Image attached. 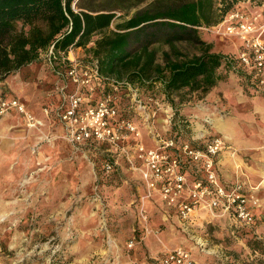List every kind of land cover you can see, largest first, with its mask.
<instances>
[{"label":"rangeland","instance_id":"obj_1","mask_svg":"<svg viewBox=\"0 0 264 264\" xmlns=\"http://www.w3.org/2000/svg\"><path fill=\"white\" fill-rule=\"evenodd\" d=\"M77 1L79 0L74 4L75 10H79L76 7ZM89 1L92 3L89 4ZM198 1L200 0H86L82 3L95 10L114 9L116 19L112 29H115L117 24L132 17L139 10L148 9L153 14L168 12L169 9L181 4ZM214 1L216 5L219 2V0ZM241 1V8L246 12L254 15L262 14L260 22L264 23V0ZM153 29L150 32L156 34V39L151 44L146 43L143 46L149 45V48L157 51L160 63L165 62L166 53H170L174 58L177 57V53L172 49L173 45L179 56L192 57L200 54L199 46L187 39L188 37L174 39V33L169 28ZM211 29L202 28L201 36L213 46V51L229 56L240 54L243 49L242 40L237 37L217 35ZM133 48L136 49L135 46ZM73 51L79 52L75 57L81 63L83 72L91 73L95 60L87 57L86 51L82 48ZM42 59L45 62L31 65L7 78L5 85L4 83L0 85V95L6 93L8 99H18L26 112L43 127L45 123L43 124L41 118L36 116L43 111L42 105L49 109L53 108L54 101L57 103L58 88L62 87L64 82L50 67L49 55L43 54ZM87 66L90 68L87 69ZM125 79L119 80L114 77L107 84L105 81L92 78L91 86L83 88L82 93L88 98L96 97L95 102H97L107 94L106 91L99 89L107 85L110 88L108 93L114 95L122 117L132 120L138 127L140 135L135 141L143 144L147 149L157 150L160 147L157 143L159 138L169 139L175 136H180L182 141H189L201 148L206 141L214 137L225 141L218 129L220 123L224 121L222 126L229 128L231 133L232 142L229 143L231 147L229 151L232 152L230 159L234 173L232 178L223 179L227 180L229 185L234 184L238 179L248 183L240 165L242 162L258 172L252 179L254 183L259 184L257 181L258 179L260 181L264 171V165L260 163L264 162L261 158L262 150L259 148L264 145V93L260 87L243 82L238 74L231 72L224 82L219 83L206 96L184 89L172 93L169 97L161 83L146 84L143 87L138 84L124 86L127 83ZM113 82H119L121 85L115 92L111 86ZM68 86L67 94L74 93L76 87L71 84ZM6 88L10 90L4 92ZM44 137L46 141L63 140L58 138V135L57 138L49 135ZM93 147L97 148L89 150L81 147L83 153L76 150L69 153L67 157L75 162L67 164L75 166L80 160H85L90 163L91 168L87 169V167L83 175L82 172L74 173L77 176L73 174L71 178L74 184L73 190L66 198L62 197L65 194L63 188L69 186L65 178H70L71 171L74 172L76 167L73 169L68 165L62 167L63 173L67 174L58 177L57 196L52 201L51 209L46 210V214L42 215L41 224L35 225L33 213H30L28 216L30 223H22L17 218L15 219L17 222H14L10 229L9 226L0 225V264H148L150 259L146 258L149 256L146 255L145 258L144 254L147 251L146 247L154 251L153 254L160 249V255L163 254L162 250L167 252L176 247H183L201 264H237L235 261L242 264L248 254L250 260L262 258L259 252L250 251L246 240L252 234L264 242V189L256 191L252 201L254 206L253 208L249 206L251 212L257 215L256 225L254 222L249 227L243 226L227 215L213 218L202 212L195 220L196 225L186 224L184 232L172 233L165 230L157 236L158 233L155 231L151 234L138 229L137 214L133 211H122V214L117 211V207L120 206V209L125 207L127 199L131 197L133 200L136 199L134 189L136 185L128 180L127 173H122L119 178H115V175L111 176L112 173L105 174L102 164L104 158L109 160L112 154L113 160L125 163L126 171L130 174L139 173L130 169L124 156L108 153V148L97 145ZM94 163L96 173L98 170L101 171L98 174V181L94 180L92 174ZM195 170L197 171V168L190 169L192 174ZM121 181L127 184L124 187V192L127 194L125 198L119 192V188L123 187ZM98 184L100 191L96 189ZM244 191L249 197L246 186ZM137 204L138 202H134L131 208L135 209ZM146 204H149V201ZM50 212L54 216L50 217ZM92 213L96 214L90 218ZM119 218L124 220L121 224L117 221ZM148 234L151 236L145 242ZM132 241L134 246L130 248Z\"/></svg>","mask_w":264,"mask_h":264},{"label":"trees","instance_id":"obj_2","mask_svg":"<svg viewBox=\"0 0 264 264\" xmlns=\"http://www.w3.org/2000/svg\"><path fill=\"white\" fill-rule=\"evenodd\" d=\"M75 1L0 0V85L25 68L45 62L42 55H48L50 49L55 56L54 73H64L70 62H64L63 55L67 56L71 48H82L87 57L97 61L99 76L107 84L114 77L126 78L128 84L142 87L161 83L169 97L184 89L206 96L233 72L243 82L259 87L255 72L238 55L213 51V46L201 36L202 28L221 24L228 13L241 6V0H219L217 5L214 0H200L154 14L148 9L139 10L115 29H112L116 19L114 9L95 10L83 5L86 0H79L76 2L79 10H75ZM160 27L172 30L174 39L188 37L199 46L200 54L179 56L173 45L177 57L166 53L165 62L160 63L157 51L143 46L156 39V34L150 31ZM109 89L103 85L99 90L108 93ZM95 100L96 97H89L90 104ZM101 147L108 148L103 144ZM252 214L256 225L257 215ZM246 243L251 252H259L262 258L250 260L248 254L242 264H264V242L250 234Z\"/></svg>","mask_w":264,"mask_h":264},{"label":"built area","instance_id":"obj_3","mask_svg":"<svg viewBox=\"0 0 264 264\" xmlns=\"http://www.w3.org/2000/svg\"><path fill=\"white\" fill-rule=\"evenodd\" d=\"M261 18L262 14H250L240 6L228 13L224 21L211 31L243 41V49L238 57L246 67L255 72L259 87L264 93V23L260 22ZM74 49L76 48H71L69 54ZM69 54L63 55L64 62H70L67 70L57 73L68 79L76 90L64 95L57 112L64 129L58 138L79 147L103 144L108 147V153L124 156L130 169L138 172L145 183L146 195L142 200L158 193L162 202L168 208L176 210L178 217L189 225H196L195 220L202 212L213 218L227 215L243 226L253 225L254 217L244 191L246 183L238 179L232 185H225L218 174L217 157L228 148L222 138L214 137L206 141L203 148L189 141H182L180 136L159 138V149L145 148L135 141L140 135L138 127L132 120L122 117L112 93H107L94 104H90L89 98L82 93L83 88L91 86L92 78L102 80L97 61L93 63L91 73L83 72L81 63L70 60ZM48 55L50 67L54 70L53 49H50ZM125 85L130 86L128 83ZM111 86L115 92L121 85L113 82ZM11 110L25 116L29 129L40 131L42 124L26 112L18 99L0 97V119ZM112 157L114 156L111 154V159L103 165L107 175L114 171L118 162ZM193 167L197 168L194 174L190 171ZM140 215L146 220L144 206L141 207ZM133 246L134 241L129 247ZM153 261L156 264H199L183 247L169 250L164 257Z\"/></svg>","mask_w":264,"mask_h":264},{"label":"crops","instance_id":"obj_4","mask_svg":"<svg viewBox=\"0 0 264 264\" xmlns=\"http://www.w3.org/2000/svg\"><path fill=\"white\" fill-rule=\"evenodd\" d=\"M77 53L79 52H71L68 58L70 60H76L77 58L75 55H77ZM61 79V81L64 82V85L62 87L58 86L59 94L58 99H56L57 103L54 101L52 109L42 105L43 111L36 116L37 118H41L43 124L45 123V126H41L40 131L36 129H29L27 127L25 116L15 110H11L2 119H0V225L9 226L8 229H10L14 222H17V220H15L17 218H19L18 220L22 221V223H30L28 219L30 213H33V220H35L34 224H41L42 215L46 214V210L51 209L52 201L57 196L58 177L62 174H67L63 173V166L68 165L72 167V169L76 167L74 172L73 170L71 171L70 178H65V182L69 186L63 188L65 194H63L62 197L66 198L71 195L73 190L74 184L71 179L73 174L77 172L80 174L82 172L83 175L85 170L91 168L89 167L90 163L85 160H80L79 162L77 161L79 164L75 166L69 165L67 163L73 164L75 160L68 158L67 156L70 152H72V150L81 151V153H83L84 151L81 147H86L89 150H91L90 148L97 147H93V145L79 147L57 139L49 141L45 140L44 136H59L64 132L63 126L58 119L57 112L62 105V100L64 95L67 93V87H69L68 85H70V82L63 76ZM9 90L10 89L6 88L4 89V92ZM11 96L14 97L12 94ZM0 97L8 98L6 93H3ZM222 124H224V121L223 123H220L218 129L221 135H223L226 139L225 141L228 148H226L217 159V171L222 179V182L225 185H229L227 180L223 178H232V174L234 173L233 163L230 159L232 152L229 151L231 149L229 143L232 142V140L229 128L224 125L222 126ZM97 146L100 147V145ZM259 148L262 150L260 151L262 153L261 158L264 160V145ZM260 163L264 165V162ZM92 165L94 167L92 173L94 176L93 178L98 181V174L101 171L98 170L96 173V168L94 166L96 164L94 163ZM240 165L242 166L248 180V183L245 182L246 192L250 197H248L249 206L253 208L254 204L252 201L255 197L256 191L264 189V171L262 172L260 181L258 179L257 182H259V184L257 183V185L254 183L252 177L258 172L250 166H246L242 162ZM122 173H127L129 175L128 180L131 181L132 184L136 185L134 186L136 199L133 200L132 197L127 199L125 204L126 208L121 207L120 209V206L119 208L117 207V211L120 214L123 213L122 211L127 210L128 212L133 211L136 213V219L139 225L138 229L141 232L145 230L146 233L153 234V231H155L158 233L157 236H159L161 232H165V230L171 231L172 233H180L181 231L184 232L187 223L178 217L176 210L169 209L164 205L158 193H153L151 198L145 199L144 201L142 200V198L146 195V187L141 176L139 174H130L126 171L125 163L118 160L111 176L115 175V178H119ZM75 176H77V174ZM23 177L24 179H22ZM122 182L123 187L119 188V192L120 195L125 198L127 194L124 192V187H126L127 184L124 181H121V183ZM21 184H23V186ZM99 186V184L96 186L98 191H100ZM122 201H120L121 204ZM147 201H149V204H146ZM134 202H138V206L136 205L135 209H132L131 205ZM142 206L145 208V221H143L140 215ZM147 207H149V209ZM95 214L96 213H92L89 217L92 218ZM49 215L50 217L54 216L52 212H50ZM117 221L121 224L124 220L123 218H119ZM145 225L146 228H144ZM151 234L146 236L144 240L145 242ZM166 246L164 248H166ZM146 249L147 251H145L144 254L145 258L146 255L149 256L146 258L147 260L162 258L167 254V252L162 250L163 254H161V256L160 249H157L155 254H153L154 251L148 249L147 247ZM195 261L198 262L197 260Z\"/></svg>","mask_w":264,"mask_h":264}]
</instances>
